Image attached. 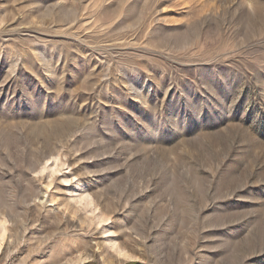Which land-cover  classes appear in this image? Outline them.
Wrapping results in <instances>:
<instances>
[{
  "label": "rangeland",
  "instance_id": "1",
  "mask_svg": "<svg viewBox=\"0 0 264 264\" xmlns=\"http://www.w3.org/2000/svg\"><path fill=\"white\" fill-rule=\"evenodd\" d=\"M2 231L0 264H264V0H0Z\"/></svg>",
  "mask_w": 264,
  "mask_h": 264
},
{
  "label": "bare ground",
  "instance_id": "2",
  "mask_svg": "<svg viewBox=\"0 0 264 264\" xmlns=\"http://www.w3.org/2000/svg\"><path fill=\"white\" fill-rule=\"evenodd\" d=\"M4 238H5V231H2V233L0 234V250L2 248Z\"/></svg>",
  "mask_w": 264,
  "mask_h": 264
}]
</instances>
